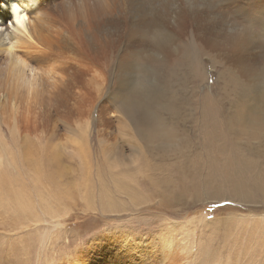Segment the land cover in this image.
Masks as SVG:
<instances>
[{
    "label": "rangeland",
    "instance_id": "1",
    "mask_svg": "<svg viewBox=\"0 0 264 264\" xmlns=\"http://www.w3.org/2000/svg\"><path fill=\"white\" fill-rule=\"evenodd\" d=\"M262 1L224 9L238 21L218 24L221 35L254 32L237 52L204 48L190 31L176 57L135 64L130 110L119 85L113 113L97 116L103 97L66 109L44 74L24 133L0 117V264H141L145 254L143 264H264V15L247 22L234 9ZM235 177L250 196L229 190ZM122 241L131 256H116Z\"/></svg>",
    "mask_w": 264,
    "mask_h": 264
},
{
    "label": "bare ground",
    "instance_id": "2",
    "mask_svg": "<svg viewBox=\"0 0 264 264\" xmlns=\"http://www.w3.org/2000/svg\"><path fill=\"white\" fill-rule=\"evenodd\" d=\"M2 1L0 0V5L3 6L0 10V100L2 95L6 100L0 102V117L9 129L19 134L29 128L25 124L26 116L23 115L31 113V105L36 103L40 93L37 89L38 81L45 77L44 74L53 81L51 98L68 100L63 104L66 109L72 110L76 106L77 103H72L75 96L82 97L85 103L92 100V106L93 102L102 100L103 97L104 102L98 106L97 116H100L108 111V95H111L115 85H119L120 90L123 89L126 93L123 94V99L121 97L122 100L127 99L124 107L128 105L130 110L138 104L136 97L137 102L128 100L134 96L125 83V80L130 79V69L142 60L165 62L170 56L176 57L185 48L183 43L188 32L193 31L196 34L195 40L204 48L216 51L228 49L237 52L241 37L254 38L250 27H239L229 34H220V24L230 20L238 21L231 16V12L227 15L224 10L235 0H59L57 9L51 10L50 14L44 6L47 0ZM225 2L222 11V4ZM236 2L239 4L238 0ZM234 9L249 22L259 14L264 15V0L253 9L241 6ZM22 17H26L23 25L17 22ZM261 27L264 29V18L261 19ZM236 31L240 32V37L235 36ZM241 66L244 70L250 68L249 62H241ZM81 93L83 96H80ZM145 96L151 98L150 94ZM62 103L64 102L61 105ZM54 106L51 107L54 109ZM89 124L87 122V127ZM1 159L0 155V162ZM262 188L257 191L264 194ZM229 190L239 197L252 193L245 187L243 179L238 177L233 179ZM19 204L22 206L21 201ZM118 246L121 250L116 256H125V253L131 256V252L135 250V246L125 241ZM171 256L165 252L164 258ZM149 257L142 255L140 263H145Z\"/></svg>",
    "mask_w": 264,
    "mask_h": 264
},
{
    "label": "snow or ice",
    "instance_id": "3",
    "mask_svg": "<svg viewBox=\"0 0 264 264\" xmlns=\"http://www.w3.org/2000/svg\"><path fill=\"white\" fill-rule=\"evenodd\" d=\"M25 19H26V17L19 18V19H17V22L20 23L21 25H23Z\"/></svg>",
    "mask_w": 264,
    "mask_h": 264
}]
</instances>
